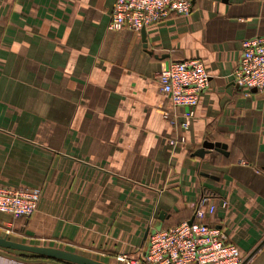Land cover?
Listing matches in <instances>:
<instances>
[{
  "label": "crops",
  "instance_id": "crops-1",
  "mask_svg": "<svg viewBox=\"0 0 264 264\" xmlns=\"http://www.w3.org/2000/svg\"><path fill=\"white\" fill-rule=\"evenodd\" d=\"M116 2L0 0L1 184L42 192L11 238L117 264L146 255L148 230L195 219L208 196L217 209L204 222L264 264V96L231 78L243 42L264 38V0H198L146 28L148 49L141 33L109 31ZM195 59L210 84L179 131L165 113L185 109L157 78ZM206 142L228 154L195 156ZM12 253L0 249V264H44Z\"/></svg>",
  "mask_w": 264,
  "mask_h": 264
},
{
  "label": "built area",
  "instance_id": "built-area-1",
  "mask_svg": "<svg viewBox=\"0 0 264 264\" xmlns=\"http://www.w3.org/2000/svg\"><path fill=\"white\" fill-rule=\"evenodd\" d=\"M198 0H117L110 17L109 31L129 30L141 33L152 25L173 16H189ZM243 51L236 70L231 75L234 83L246 96L252 92L264 96V38H252L242 44ZM162 94L168 96L175 108H184L181 115L165 113L168 123L179 131H187L201 103L210 77L201 59L173 63L157 78ZM185 138L170 140L175 147ZM39 189H11L3 187L0 174V215L12 221L29 219L39 209ZM227 205L226 202L222 203ZM217 205L203 196L195 206V221L152 231L148 236L145 256L132 258L128 254L117 256V264H247L248 260L238 246L229 242L220 228L205 223L207 215L215 213ZM12 233L7 230L8 237Z\"/></svg>",
  "mask_w": 264,
  "mask_h": 264
},
{
  "label": "water",
  "instance_id": "water-1",
  "mask_svg": "<svg viewBox=\"0 0 264 264\" xmlns=\"http://www.w3.org/2000/svg\"><path fill=\"white\" fill-rule=\"evenodd\" d=\"M141 36H142V41L144 43V47L148 49L146 29L141 30ZM253 92H256V90H254ZM227 149L228 146L225 144L206 142L204 143L203 147L195 153V156L204 158L206 154L212 151H217L219 153L227 155L228 154ZM165 219H166L165 213H161L159 220L163 222ZM194 221L195 219H192L189 223L192 224L194 223ZM149 233L150 232L148 230L145 235V239L148 238ZM0 249L29 253L38 257L53 259L61 262H66L69 264H106L91 257L64 249L25 244L19 241H15L11 237L5 235L4 236L0 235Z\"/></svg>",
  "mask_w": 264,
  "mask_h": 264
},
{
  "label": "rangeland",
  "instance_id": "rangeland-1",
  "mask_svg": "<svg viewBox=\"0 0 264 264\" xmlns=\"http://www.w3.org/2000/svg\"><path fill=\"white\" fill-rule=\"evenodd\" d=\"M41 197H42V192H41ZM0 216H5V215H0ZM7 217V216H6ZM23 219H25V218H23ZM17 220H19V219H17ZM5 222H3V223H0V235H6V232H7V230H11L12 231V233H10V236L12 237V238H19V237H16L15 235H13L14 234V224H15V220L14 221H12V219H9V221L8 222H6L5 224H4ZM16 239V240H17ZM15 240V239H14ZM15 253V254H14ZM14 253H12V255H14V257L15 258H20V254H18V252H14ZM93 259H96V260H98V261H101V258L99 259V257H97V258H93ZM36 262H38V261H36ZM101 262H103V261H101ZM46 264V263H45Z\"/></svg>",
  "mask_w": 264,
  "mask_h": 264
},
{
  "label": "trees",
  "instance_id": "trees-1",
  "mask_svg": "<svg viewBox=\"0 0 264 264\" xmlns=\"http://www.w3.org/2000/svg\"><path fill=\"white\" fill-rule=\"evenodd\" d=\"M10 251V250H8ZM14 252H18V251H14ZM20 254L21 257L28 259V260H32V261H38L41 263H47V262H54V263H58V264H69L66 262H61V261H57V260H53V259H48V258H43V257H38L29 253H23V252H18Z\"/></svg>",
  "mask_w": 264,
  "mask_h": 264
}]
</instances>
